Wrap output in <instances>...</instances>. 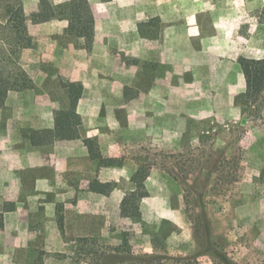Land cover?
<instances>
[{
    "label": "rangeland",
    "instance_id": "rangeland-1",
    "mask_svg": "<svg viewBox=\"0 0 264 264\" xmlns=\"http://www.w3.org/2000/svg\"><path fill=\"white\" fill-rule=\"evenodd\" d=\"M64 2L0 0V52L8 5L33 38L17 59L31 85L0 105V209L18 206L24 233L15 249L5 237L18 234L0 232V264H144L154 252L264 264V98L236 101L239 58L264 57V0H137L113 12L118 25L94 26L90 47L66 18L33 21ZM70 83L85 90L72 140L53 132ZM87 137L120 162L92 160ZM95 181L110 189L92 191ZM135 189L139 218L121 211ZM163 201L173 216L159 214Z\"/></svg>",
    "mask_w": 264,
    "mask_h": 264
},
{
    "label": "trees",
    "instance_id": "trees-1",
    "mask_svg": "<svg viewBox=\"0 0 264 264\" xmlns=\"http://www.w3.org/2000/svg\"><path fill=\"white\" fill-rule=\"evenodd\" d=\"M63 11L57 12L56 8L43 9L33 14L35 23L45 22L59 17L68 20V33L72 37L84 39L87 46L90 47L94 37L95 20L91 10L89 0H65L62 4ZM6 21L2 25L5 33L8 52H0V105L5 102L8 94L12 91H22L30 87L31 78L17 65L19 53L33 44V38L29 34L25 14L23 9L18 6L8 5L5 8ZM239 66L245 78V91L236 97V101L249 103L263 96L264 98V57H240ZM68 105L60 108L55 113L53 132L56 137L62 139L79 138V126L81 116L77 111V106L83 94L81 85L70 83L66 86ZM89 150L90 157L93 160H99L104 165H114L120 162V159L113 157H103L97 149L95 139L88 137L84 140ZM147 174H142L139 170L133 180L142 184ZM261 179L264 183V166L261 171ZM91 189L100 193H106L110 189V183H101L98 181L91 183ZM142 186V185H141ZM138 189L128 193L121 202V211L126 216L139 218L141 216ZM216 252V249L213 250ZM142 260H141V259ZM168 258L170 261L163 262ZM144 264H188L181 261L186 260L183 256L163 255L157 252L145 254L138 258ZM195 264H199L196 258H193ZM174 260V262H173ZM172 262V263H171ZM42 264V263H32ZM226 264H235L228 260Z\"/></svg>",
    "mask_w": 264,
    "mask_h": 264
},
{
    "label": "crops",
    "instance_id": "crops-1",
    "mask_svg": "<svg viewBox=\"0 0 264 264\" xmlns=\"http://www.w3.org/2000/svg\"><path fill=\"white\" fill-rule=\"evenodd\" d=\"M89 2H90V6H91L93 16H94V20H95V30L98 32L99 30H101V27H103V26L113 25V24L118 25L119 22L116 20L117 16H115L113 12L114 11H125L126 9L134 8L137 0H89ZM66 24L68 26V23H66ZM243 77H244V75H243ZM244 80H245V78H244ZM245 88H246V85H245ZM84 92H85V90L83 89V93ZM82 96L84 97L83 94H82ZM83 97L80 98L79 102H81ZM79 102H78V105H79ZM77 111L80 114V112L78 110V106H77ZM80 116H81V114H80ZM79 135H80V126H79ZM83 149L86 150V153H89V150H88L87 146L85 145V142L83 144ZM66 166H67V168H71L69 163H66ZM100 181H102V179ZM0 185L6 186L7 181H5L4 183L3 182L0 183ZM92 191H94V190H92ZM6 192H7L6 189H3V188L0 189V195H4ZM94 192H96L98 194H103V193H100L97 191H94ZM4 200L5 199L2 200L3 205H2V208L0 209V232H3L4 234H13V233L18 234L15 236L14 241H12L11 238H9V236H6L5 237V247L7 245L8 248L14 247L15 249H23V247H24L23 246V244H24V233L22 230L23 224H22V222H18V219H17L18 206H17V209H16V206H15V208L12 207L9 210L4 209V205L7 204V199H6V201H4ZM16 203L17 202H11L12 205H14V204L16 205ZM163 204H164V206L162 207V209H160V210L158 209L159 214L161 216H164V217L173 216L174 215V214H172L173 209L169 205V203L163 201ZM13 210H15V211H13ZM9 216L15 217V220H16L15 224H12V222L9 221V219H8ZM20 264H22V261L20 262Z\"/></svg>",
    "mask_w": 264,
    "mask_h": 264
}]
</instances>
